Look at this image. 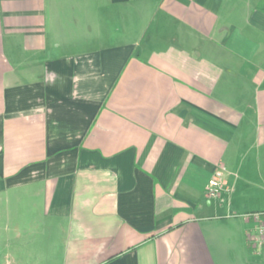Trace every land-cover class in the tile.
I'll list each match as a JSON object with an SVG mask.
<instances>
[{
	"label": "crops",
	"instance_id": "1",
	"mask_svg": "<svg viewBox=\"0 0 264 264\" xmlns=\"http://www.w3.org/2000/svg\"><path fill=\"white\" fill-rule=\"evenodd\" d=\"M259 211L264 0H0L2 264H263Z\"/></svg>",
	"mask_w": 264,
	"mask_h": 264
},
{
	"label": "built area",
	"instance_id": "2",
	"mask_svg": "<svg viewBox=\"0 0 264 264\" xmlns=\"http://www.w3.org/2000/svg\"><path fill=\"white\" fill-rule=\"evenodd\" d=\"M220 172H215L206 184V192L210 196H216L220 189ZM246 219H251L252 227L247 231V238L250 245L257 252L264 264V211L253 212L245 215Z\"/></svg>",
	"mask_w": 264,
	"mask_h": 264
},
{
	"label": "rangeland",
	"instance_id": "3",
	"mask_svg": "<svg viewBox=\"0 0 264 264\" xmlns=\"http://www.w3.org/2000/svg\"><path fill=\"white\" fill-rule=\"evenodd\" d=\"M4 249H2V251H3ZM8 257H9V255H7ZM7 256H5L4 255V253L2 252V253H0V264H2V263H4L7 259L6 258H8Z\"/></svg>",
	"mask_w": 264,
	"mask_h": 264
}]
</instances>
